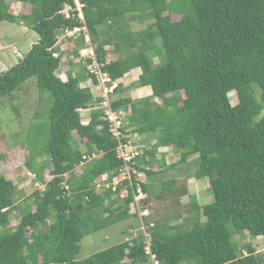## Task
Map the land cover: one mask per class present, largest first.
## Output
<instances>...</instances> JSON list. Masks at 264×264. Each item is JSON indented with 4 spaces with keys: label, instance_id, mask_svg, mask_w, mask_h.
Returning <instances> with one entry per match:
<instances>
[{
    "label": "trees",
    "instance_id": "obj_1",
    "mask_svg": "<svg viewBox=\"0 0 264 264\" xmlns=\"http://www.w3.org/2000/svg\"><path fill=\"white\" fill-rule=\"evenodd\" d=\"M13 3L30 13H13ZM64 3L0 0V24L22 23L38 35L27 53L17 50L18 63L0 72V99L32 78L51 99L41 130L47 140L28 141L26 162L43 190L19 207L17 185L0 176V264H152L141 220L130 213L134 194L128 181L96 190L102 176L111 183L123 165L106 100L114 112H125L123 132L157 140L136 159L144 180L134 175L133 182L146 194L142 209L150 214L143 223L159 264H264L256 246L241 243L246 235L264 237V0H82L84 22L67 19ZM136 21L146 27L134 32L130 24ZM84 26L95 59L80 53L87 46L84 36L61 38L67 28ZM73 45L71 65L79 71L63 79L61 48ZM108 46L123 56L109 61ZM134 68L140 69L134 87H151V96L122 94L119 81ZM96 88L108 89L107 96ZM168 146L177 158L166 164L157 155ZM44 156L50 180L44 177L46 164L37 162ZM185 165L191 170L178 175ZM79 166L81 174L75 172ZM172 169L177 173L167 178ZM191 179L208 181L213 202L184 204L191 215L182 224L153 220L151 197L180 205L190 196ZM18 209L20 220L12 227ZM130 218L138 222L119 230L120 242L79 258L86 235Z\"/></svg>",
    "mask_w": 264,
    "mask_h": 264
},
{
    "label": "rangeland",
    "instance_id": "obj_2",
    "mask_svg": "<svg viewBox=\"0 0 264 264\" xmlns=\"http://www.w3.org/2000/svg\"><path fill=\"white\" fill-rule=\"evenodd\" d=\"M11 11L17 15H25L30 13V8L23 4L13 3ZM179 16H173V20H179ZM147 22L139 23L131 22L130 26L134 32L140 31L146 27ZM38 35L30 30L27 26L22 23L12 24L9 22H3L0 24V72L7 71L9 68L18 63L19 52L25 54L29 51L31 46L37 42ZM91 39V37H90ZM92 44V40H91ZM90 42L88 46L82 48V53H88L90 50L93 51ZM73 46H66L64 50L61 49L65 59L64 64L59 70V75L66 79L69 73H78L79 66L71 65L73 60ZM19 52H18V51ZM89 50V51H88ZM108 60H115L121 58L123 53L121 51L114 50V46H108ZM116 51V52H115ZM17 52V53H16ZM94 53V51H93ZM67 56V57H66ZM74 61V60H73ZM80 64L75 62V64ZM155 63H160V58L155 60ZM140 74V69L134 68L130 73L126 74L124 78L119 81L123 84L125 91L123 95H130L135 99H140L145 96L137 94L139 88L134 86L137 83ZM98 94L103 92V89H95ZM141 93H149L152 95L151 87H143ZM103 94V93H102ZM99 96V95H98ZM118 97V96H115ZM230 101L232 104L238 102L237 95L235 92H230ZM156 100V99H155ZM154 100V101H155ZM158 101V100H156ZM159 102V101H158ZM51 107V99L48 92L41 93L36 86V79L32 78L21 85L20 89L13 93L12 96L0 99V176H5L9 180H12L17 185V194L15 196L16 206L23 207L28 202H33V195L35 192H41L43 190L42 184L36 179L35 175L30 172L26 166V162L29 159L28 141L33 139L41 140L40 143H45L47 136L41 130L45 127L47 122L49 110ZM87 117L90 115V111L83 113V116ZM133 135L134 132L130 131ZM76 136V135H75ZM145 138H140L138 142L142 150L151 148L150 143L152 138L144 135ZM138 140H135L136 143ZM154 141V140H153ZM153 143V142H152ZM136 145V144H135ZM32 150L37 151L33 145ZM172 152V156L170 153ZM167 161L169 162L172 158H176V153H173L171 148L168 151ZM166 154V155H167ZM160 157V156H159ZM162 159L160 158V162ZM38 164L45 163L46 167L44 170V177L46 180L51 179V167L47 156L40 157L37 160ZM37 166V165H36ZM153 168H158V164H154ZM187 168V169H186ZM194 167L192 166V169ZM191 170V167L181 166L178 175L184 170ZM83 170L82 166L77 167L76 173L81 174ZM176 169H172L171 172H166L167 178H173ZM163 179V175H161ZM188 190L190 193L189 197L183 198L182 204L178 205L174 201H161L155 200L153 197L149 200L150 210L152 211V219L163 222L164 219H172L173 224H182L185 218H190L191 212L189 210L184 211L183 205L189 203L190 200H195L200 205H206L213 202V195L210 191L209 183L207 180H195L191 179L188 183ZM155 189V190H154ZM153 191L160 193V187H154ZM154 193V192H153ZM122 195L125 197L126 192L123 190ZM169 198V196H166ZM35 207H33L34 209ZM20 209L16 210L11 216V226H15L20 220ZM135 222V218H132L129 223ZM127 220L119 222L109 228H104L99 232H93L86 235L80 243L81 251L79 258L85 259L92 254L104 250L108 247L116 245L120 242L124 235L118 234V231H114L112 236L108 234V237H104L108 230L120 226L121 229L125 228ZM118 227V229H120ZM113 230V229H112ZM117 233V234H116ZM238 239V237H236ZM251 243L256 246L258 252L264 255V237L252 238L248 235L245 236L241 242Z\"/></svg>",
    "mask_w": 264,
    "mask_h": 264
},
{
    "label": "built area",
    "instance_id": "obj_3",
    "mask_svg": "<svg viewBox=\"0 0 264 264\" xmlns=\"http://www.w3.org/2000/svg\"><path fill=\"white\" fill-rule=\"evenodd\" d=\"M69 1L70 0H65L64 7L62 9L63 15L67 19L76 18L77 16L78 20L84 22V14H83L84 6L82 0H72L74 5H71ZM79 36L85 37L87 46L89 42L91 44L90 35L85 26L75 27L74 29L67 28L62 33L61 38L70 37L76 39ZM93 51L90 50L88 53L85 54L82 53L81 50L80 53L82 54L83 57H93L95 59V53H93ZM104 81L105 80H102V82ZM108 91L109 90L106 88L103 89L104 97L107 96ZM103 107L105 109V114L107 115L109 121L111 122V133L119 142L117 153H118V158H120L123 161V165L118 175L112 179L111 183L107 181L108 176L106 175L102 176V178L98 180L96 183V190L101 191V189H105L109 187L115 189L116 186L123 184L125 181H128L129 185L133 188V194H134L133 202L131 203L130 206L131 208L130 213L138 214L142 223L141 231L143 232V236H144L145 252L150 256V261L152 264H159V262L156 259V256L151 252L150 234L147 232L146 227L144 226L143 223V218L145 216H149L150 214L149 210L142 209V201L146 198V194L143 191L140 184L133 182L134 175H137L138 180H142V181L144 180V175L136 169V159L142 154V147L138 143L140 141V137L136 133H133L132 135L130 132H128L127 134L123 132V126H124L123 120L126 115L125 112L123 113L114 112L109 106L108 100L104 102ZM135 140L138 141L134 143ZM134 185H136V187H134ZM124 191L126 192V196H127L128 194L127 189H124Z\"/></svg>",
    "mask_w": 264,
    "mask_h": 264
},
{
    "label": "crops",
    "instance_id": "obj_4",
    "mask_svg": "<svg viewBox=\"0 0 264 264\" xmlns=\"http://www.w3.org/2000/svg\"><path fill=\"white\" fill-rule=\"evenodd\" d=\"M130 73V72H129ZM128 74V73H127ZM145 88V87H144ZM143 88H139V90H137V94H140L141 95V97L142 96H145V97H149L150 96V94L149 93H141ZM148 136V135H147ZM141 139L142 138H145V136L143 135V136H141L140 137ZM150 138H152V141H151V143L149 144L150 145V147H152V146H154L155 144H156V142H157V140L155 139V137H150ZM154 140V141H153ZM153 142V143H152ZM172 147H170V146H168V147H160L159 149H158V155H157V157L160 159V158H163V159H165V156H166V158H168L169 156H168V151H170V149H171ZM173 149V148H172ZM167 154V155H166ZM172 154V152L170 153V155ZM160 156V157H159ZM172 156V155H171ZM177 158V157H176ZM171 160H172V157H171ZM165 161H166V164H168L169 162L167 161V159H165ZM191 181V180H190ZM200 181V180H199ZM123 196V195H122ZM124 197V196H123ZM175 202V201H174ZM175 203H177V201L175 202ZM132 218H130V219H127V221H128V223L126 224L127 226H129V225H131V224H133V223H135V222H131V223H129V221L131 220ZM136 221V220H135ZM138 221H136V223H137ZM135 223V224H136ZM118 227L120 228V226H117V227H114V228H112L111 229V231L110 230H108L107 232H106V234H105V236L104 237H108V234L110 235V236H112V233L114 232V231H116L117 232V229H118ZM126 227V226H125ZM121 229V228H120ZM120 229H118V234L117 235H119V230ZM127 264H129V262H127Z\"/></svg>",
    "mask_w": 264,
    "mask_h": 264
},
{
    "label": "clouds",
    "instance_id": "obj_5",
    "mask_svg": "<svg viewBox=\"0 0 264 264\" xmlns=\"http://www.w3.org/2000/svg\"><path fill=\"white\" fill-rule=\"evenodd\" d=\"M64 47H66V46H63L61 49L64 50ZM16 53H17V52H16Z\"/></svg>",
    "mask_w": 264,
    "mask_h": 264
}]
</instances>
